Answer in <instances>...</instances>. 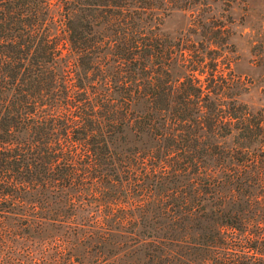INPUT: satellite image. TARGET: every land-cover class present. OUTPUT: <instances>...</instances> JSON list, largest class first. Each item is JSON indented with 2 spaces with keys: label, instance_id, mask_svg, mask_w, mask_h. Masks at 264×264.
Instances as JSON below:
<instances>
[{
  "label": "trees",
  "instance_id": "obj_1",
  "mask_svg": "<svg viewBox=\"0 0 264 264\" xmlns=\"http://www.w3.org/2000/svg\"><path fill=\"white\" fill-rule=\"evenodd\" d=\"M191 3L0 0V264H264V101Z\"/></svg>",
  "mask_w": 264,
  "mask_h": 264
},
{
  "label": "rangeland",
  "instance_id": "obj_2",
  "mask_svg": "<svg viewBox=\"0 0 264 264\" xmlns=\"http://www.w3.org/2000/svg\"><path fill=\"white\" fill-rule=\"evenodd\" d=\"M190 0L208 17L209 24L223 25L226 51L233 50V71L251 83L247 99L264 101V0ZM201 12V13H202ZM175 23H173L174 25Z\"/></svg>",
  "mask_w": 264,
  "mask_h": 264
}]
</instances>
